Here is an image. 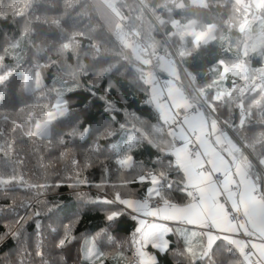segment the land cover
Segmentation results:
<instances>
[{
	"label": "trees",
	"instance_id": "trees-1",
	"mask_svg": "<svg viewBox=\"0 0 264 264\" xmlns=\"http://www.w3.org/2000/svg\"><path fill=\"white\" fill-rule=\"evenodd\" d=\"M114 1L124 22L112 32L92 0H0V264H126L138 223L123 201H187L183 171L149 90L154 67L167 75L149 63L144 46L155 62L164 53L178 67L176 82L189 102L230 130L251 176L264 182L251 159L262 165L264 157V91L257 84L264 80V44L245 43L243 4L250 0ZM259 13L264 27V4ZM190 19L196 30L212 24L213 38L195 42L180 32ZM239 62L248 77L222 73V64ZM90 92L115 103L114 120L101 121L103 106ZM57 99L64 112L49 120L46 134H35ZM81 192L106 202L87 204ZM57 205L70 214L48 215ZM114 211L124 215L107 223ZM169 232L167 247L156 253L159 264H248L225 238L207 247L188 229ZM90 236L100 254L94 261L83 256Z\"/></svg>",
	"mask_w": 264,
	"mask_h": 264
},
{
	"label": "crops",
	"instance_id": "crops-1",
	"mask_svg": "<svg viewBox=\"0 0 264 264\" xmlns=\"http://www.w3.org/2000/svg\"><path fill=\"white\" fill-rule=\"evenodd\" d=\"M156 64L167 75L168 85L162 87L153 73V82L149 88L151 102L156 103L155 107L166 122L172 110L190 102H185L180 89L170 86V78L176 81L179 79L178 67L164 56H159ZM187 132L196 135L200 154H192L189 151ZM173 134L182 142L175 145L170 140L169 150L183 171L184 190L188 199L180 204L158 201V207L148 208H145L144 200L123 201L125 209L133 214L136 220L139 218L141 223L155 224L158 229L153 233L151 240L144 239L147 228L138 232L135 241L139 261L141 262V249L146 250L149 244L154 243L163 251L167 247L166 234L175 226L184 232L188 229L187 235L203 236L207 247L218 237L225 238L243 255L248 264H251L250 259H254L256 264H264V182L260 186L251 176L247 154L242 152L243 146L217 117H209L204 110L198 108L195 113L183 118L182 125ZM204 163L208 164L213 172L219 171L222 174L219 184L210 173L196 171ZM260 166L262 167L261 164ZM262 176L264 178L263 174ZM231 185H235L236 190H231ZM156 194L157 191L151 196ZM221 196L244 215L243 224L227 218ZM206 223H210L212 228L201 233L199 229L204 228ZM240 231L250 234L251 238L247 241L240 239L237 236Z\"/></svg>",
	"mask_w": 264,
	"mask_h": 264
},
{
	"label": "rangeland",
	"instance_id": "rangeland-1",
	"mask_svg": "<svg viewBox=\"0 0 264 264\" xmlns=\"http://www.w3.org/2000/svg\"><path fill=\"white\" fill-rule=\"evenodd\" d=\"M193 4L203 5L205 0H190ZM244 3L243 0H240ZM97 13L100 19L103 21L105 26L110 31H115L118 28H121V19L119 16L118 9L114 8V0H92ZM264 0H250V4H243V8L246 9V13L248 16L244 20L241 25V29L248 30V37L246 38L245 43L248 44V48L258 46L264 44V27L263 21L259 18L261 13H259L263 7ZM178 29L180 32L191 35L195 42H206L213 38V25L208 24L205 30H196L194 27V20L190 19L188 22L178 25ZM222 73L229 72L234 75L248 77L246 72L248 71V67L245 63H235L232 65L222 64ZM188 78V77H187ZM252 81L251 79H249ZM248 84L249 82L246 81ZM258 86L264 91V80L257 81ZM170 86H176L180 89L185 102L189 99L185 97L183 90H181L180 86L173 78H170ZM168 89V88H167ZM61 99H57L54 104V109L48 113V117L46 120L42 122H38L34 126V133L37 135L46 134L48 131V123L53 117L58 114H62L64 112V108L60 106ZM154 107L156 103H152ZM157 107V106H156ZM158 109V108H157ZM199 111V110H198ZM262 168L264 170V157L262 159ZM157 191V179H152V184L149 188V194L153 195ZM83 256L89 261L97 260L100 257L99 251L96 248L93 237H89L86 240V243L83 244ZM140 249V248H139ZM140 259L142 264H148V262L153 260V255L146 251L145 249L142 251Z\"/></svg>",
	"mask_w": 264,
	"mask_h": 264
},
{
	"label": "built area",
	"instance_id": "built-area-1",
	"mask_svg": "<svg viewBox=\"0 0 264 264\" xmlns=\"http://www.w3.org/2000/svg\"><path fill=\"white\" fill-rule=\"evenodd\" d=\"M118 12H119L121 22H124L122 12L119 9H118ZM144 54L149 58V63H151L152 66L154 67L156 62H155V60H153L149 57V55H150L149 50L145 46H144ZM162 55L165 56L164 53H162ZM154 69H155L154 73H155L156 81L162 87H166L168 85V78L163 76L162 74H160L155 67H154ZM247 85H248V83L245 82L243 84V88H246ZM195 111H196V107L192 103L184 105L181 108L172 110L171 116H170L169 120L165 122V125H166L167 131L169 133L170 140L173 144L178 145L182 142L181 139H179L173 133L176 132L179 129V127L182 125L183 118L187 115H192L193 113H195ZM186 135H187L186 142H187V147H188L189 151L192 154H200L201 151H200L199 145H198L197 140H196V135L194 133H190V132H187ZM196 171L198 173H210L212 175V178L218 184L221 182L222 174L219 171L213 172L211 170V168L209 167V165L206 163H204L202 166L198 167L196 169ZM230 187H231V190H236L235 185H231ZM263 194H264V191H263ZM221 202L223 203L224 213L228 219H230L231 221H233L235 223H239V224H243L245 222L244 215L240 211L233 208L231 206V204L224 198V196H221ZM144 203L146 205L145 208L158 207L160 205V203L158 201H153V200L152 201L144 200ZM211 228L212 227H211L210 223H206L205 227L200 228L199 231L202 233L203 230H205V229L210 230ZM237 236L240 239L246 240V241L251 238L250 234L245 233L243 231H240ZM250 262H251V264H256L254 259H250ZM126 264H141V262L138 259V255H137V243H136V241H133L131 244L130 257H129V260L127 261Z\"/></svg>",
	"mask_w": 264,
	"mask_h": 264
},
{
	"label": "snow or ice",
	"instance_id": "snow-or-ice-1",
	"mask_svg": "<svg viewBox=\"0 0 264 264\" xmlns=\"http://www.w3.org/2000/svg\"><path fill=\"white\" fill-rule=\"evenodd\" d=\"M110 91H111V88H107L106 89V93L110 92ZM89 95H93L94 98L96 100H98L99 103L103 106L101 108V110H100L101 111V121H103L105 118H107L109 120H114L115 113L117 112V107L115 106V103L113 101H110L108 99L107 94L96 95V94L90 92ZM87 127L90 130L92 126L88 125ZM142 182L151 183L149 181H142ZM57 187H68V185H57ZM78 196H79L80 200H84L85 197H88L87 200H84V202L87 203V204H96V203L106 202V201H101V200L92 198L90 193L81 192V193L78 194ZM47 214L52 216V217H55L57 219H60V218L66 217L70 213H69V209L66 208L65 206L57 205L55 208L51 209L50 212L47 213ZM37 215L39 216L40 214L37 213ZM121 215H124V213L121 212V213L117 214L114 211L110 215H107L105 217V221L107 223H112L113 221L119 220ZM80 218L82 219V216ZM153 219H158V218L157 217H153ZM137 223H138V228L135 229L134 231L142 232L145 228H147V232L144 233V239L145 240H151L153 238V233L158 231V229H157L155 224H152V223H141L139 218L137 219ZM41 225H42V221L37 219L35 224L33 225V227L35 228V230H36V232H37V234L39 236V239L42 242L43 237H42V235H40V233H41ZM25 227H27V225ZM50 231L55 233L56 229L54 227H50ZM168 235H172V233L169 232ZM165 238H167V237H165ZM65 244H66V240L65 239H60L59 241H57L58 247H64ZM148 247H151L152 250H153V252H152L153 260L148 262V264H159V261L156 259V253L160 252V248L156 247L154 243L153 244H149ZM37 255L38 256L42 255V252H38Z\"/></svg>",
	"mask_w": 264,
	"mask_h": 264
},
{
	"label": "water",
	"instance_id": "water-1",
	"mask_svg": "<svg viewBox=\"0 0 264 264\" xmlns=\"http://www.w3.org/2000/svg\"><path fill=\"white\" fill-rule=\"evenodd\" d=\"M251 157V156H250ZM252 161L254 162V164L256 165V167L260 170V172L264 175V170L262 169V167L260 166L259 162H257L253 157H251Z\"/></svg>",
	"mask_w": 264,
	"mask_h": 264
}]
</instances>
